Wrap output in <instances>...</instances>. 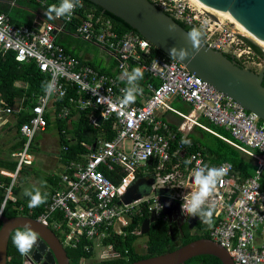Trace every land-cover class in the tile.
Instances as JSON below:
<instances>
[{"label":"built area","instance_id":"2783aa9c","mask_svg":"<svg viewBox=\"0 0 264 264\" xmlns=\"http://www.w3.org/2000/svg\"><path fill=\"white\" fill-rule=\"evenodd\" d=\"M38 1L43 6L60 3V0ZM148 1L175 22L189 27L203 25L205 44L232 56L243 68L254 66L256 72L262 69L264 53L263 56L256 55L240 32L204 19L202 11L186 0ZM79 8L71 17L52 22L37 15L31 26L16 25L8 15L0 14V56L12 52L17 62H35L39 71L56 84V91L50 98L43 90L28 109L29 116L20 124L19 133L24 145L13 155L20 169L7 188L0 215H3L8 199L13 196L17 175L24 166L35 163L31 146L37 134L48 126L47 114L54 120H64L72 112L88 111L93 126L99 127L98 118L102 117V124L110 122L116 137L114 141L99 139L95 148L86 145L90 153L84 161L67 164L50 202L36 219L56 233L65 249L79 250V246L86 243L84 251L89 255L94 251L100 261L118 258L114 246H107L106 242L115 236L125 237V227L134 218L145 216L147 209L150 213L155 210L157 220L167 222L162 213L163 198L177 202L183 213L182 197L196 191L192 169L207 164L226 168L225 175L208 201L215 205L213 217L217 214L210 240L229 252L233 264H264V190L261 187L264 122L210 87L183 65L160 55L154 56V46L139 34L122 36L103 15L89 10L81 17ZM66 25L75 26L72 34L77 39L97 46L115 58L117 75L95 70L69 54L56 37ZM123 66H128L129 70L140 67L150 79H147L144 91L136 96L135 101L122 108L119 100L121 89L126 84L118 77ZM91 89L97 90L99 95H94ZM71 91L76 94H69ZM100 97L106 99L97 103ZM62 98L65 103L60 106L53 104ZM171 99L191 108V113L172 108L168 104ZM15 109L8 107L3 112L12 114L24 110L22 105ZM162 114H172L185 124L174 131L170 123L161 117ZM203 120L225 130L230 137L211 129ZM197 129L213 134L251 159L256 167L254 175L243 180L231 163L215 164L208 159L201 146L189 153V149L195 148L190 136ZM60 134L67 137L65 130ZM67 141L70 140L67 138ZM189 159L191 163L186 164ZM106 173H116L121 178L119 185L115 186ZM145 176L153 177L154 182L149 186L142 184L132 188L136 179ZM161 191L169 193L162 194ZM128 193H142L143 196L125 203L123 199ZM184 216L190 217L186 213ZM141 227L133 233L140 235ZM22 264L35 263L25 253Z\"/></svg>","mask_w":264,"mask_h":264},{"label":"trees","instance_id":"16d2710c","mask_svg":"<svg viewBox=\"0 0 264 264\" xmlns=\"http://www.w3.org/2000/svg\"><path fill=\"white\" fill-rule=\"evenodd\" d=\"M6 4H0V14H6L10 18L11 22L16 25H27L31 26L37 14L39 17H42L44 20L48 22H52V20H47L45 16V11L48 6H43L38 0H2ZM54 1V0H51ZM9 2L13 3V6L10 5ZM89 10H94L98 14L103 15L104 18L110 20L113 24V27L117 33L120 35H126L130 33H136L133 31L128 25H126L123 21L114 17V15L106 12L101 7L89 2L88 0L83 1V7L79 8V14L81 17ZM33 12V13H32ZM34 18V19H33ZM181 28H185L189 31L192 27L180 24L176 22ZM78 24V22H76ZM64 32L67 34L74 33L75 26L74 25H66L63 28ZM138 34V33H137ZM57 42L65 45L61 40L57 38ZM205 42V38L204 41ZM247 45L254 51V53L258 56H263L260 49L257 48L252 43L246 41ZM66 48V47H65ZM67 51V49H66ZM68 52V51H67ZM69 53V52H68ZM153 55H160L162 58L168 60L163 54H161L156 48L153 47ZM232 61L234 58L232 56L226 55ZM15 54L10 52L7 54H1L0 56V107L8 108V107H20L30 108L33 106V102L35 99L42 94V82L49 81V77L45 74H42L37 68V64L35 62L30 63H20L15 59ZM77 58V57H76ZM237 62V61H236ZM239 63V62H238ZM240 64V63H239ZM241 65V64H240ZM243 68V66L241 65ZM95 70V67H92ZM100 70V69H99ZM101 71V70H100ZM103 72V71H102ZM105 73V72H104ZM148 78V75L145 73L144 78L141 79L145 81ZM148 80L146 82H148ZM17 83L24 84V87H17ZM264 83V82H263ZM144 88L145 83H140V87ZM264 86V84H263ZM126 87V86H125ZM69 94L75 95V91H71ZM22 100H24L22 102ZM66 100L64 98L60 100H55L53 104L60 106L61 103H65ZM189 108V107H188ZM192 111L191 108L188 109V114ZM80 116V122L77 124V130L74 132V137L70 141H67L66 136H62L61 147L63 154H65V162L69 163L71 161H81L82 157L84 158L90 152L86 148L87 146L95 148L99 139L104 138L105 141H114L116 134L111 131V123L105 122L101 127L93 126L90 119V112H72L68 119L58 120V130L61 132L65 130V123L69 122L75 116ZM26 118L29 114L25 115ZM24 118H22L18 123L20 124L24 122ZM50 115L47 114V119H49ZM165 120V119H164ZM167 121V120H166ZM183 122V121H181ZM180 122V123H181ZM204 124H207L208 127L215 130L221 135L226 137H230V134L225 130L217 128L214 124L207 122L205 120L202 121ZM18 127V128H19ZM170 127L172 130L176 131L179 127V124L170 123ZM66 134L67 133V130ZM68 136V135H67ZM195 144V148L189 149V153H192L201 146L202 150L208 157V159L212 160L215 164H221L224 162H229L233 165L234 169L243 180H246L254 175L256 172V167L254 162L245 156L242 152L237 150L236 148L230 146L220 138L210 134L202 129H197L194 134L190 136ZM21 147L24 145V139L22 138ZM74 140V141H72ZM71 142H74L71 144ZM68 150H64V149ZM17 167V166H15ZM106 177L115 185L118 186L121 182V178L116 175V173H106ZM264 175V174H263ZM16 184V183H15ZM14 184V186H15ZM11 186V180H7L5 186L2 185V190H0V209L6 198L7 188ZM13 186V190H14ZM261 187L264 190V176L261 181ZM12 190V192H13ZM14 194V193H13ZM50 202L49 201L43 206L38 208H30L28 204L23 203L19 200H14L13 196H11L7 204L5 206L3 216L6 218H15L18 216H27L33 219H38L41 213L44 210V207ZM23 208V209H22ZM22 209V210H21ZM150 210L147 209L145 216L141 218H134L132 223L125 227L127 230V235L125 237L115 236L112 240L106 242V245H113L116 253L119 254L118 258L108 259L107 261H93L95 257V253H91L90 255L84 251V247L86 243H82L79 246V250H69L66 249L68 253V257L70 260V264H131L135 261H139L141 259L150 258V257H158L163 256L168 253H172L176 251L180 247L187 246L195 241L199 240H210V232L213 227V224L216 222L213 217V223L211 225L206 224L198 235H191V233H185V237H180V232L177 231L172 226V240L169 233V224L161 219H158L156 222L151 224L150 231L147 237L146 243V254L141 255L138 253L136 248V243L140 237L144 235H136L133 233L135 230L139 229L142 225V222L145 218L150 216ZM1 227V223H0ZM25 254H21L17 247L13 244V240L11 239L9 249H8V262L7 264H22L23 258ZM186 264H221L219 259L212 257H201L194 259L192 261L187 262Z\"/></svg>","mask_w":264,"mask_h":264},{"label":"water","instance_id":"95a60500","mask_svg":"<svg viewBox=\"0 0 264 264\" xmlns=\"http://www.w3.org/2000/svg\"><path fill=\"white\" fill-rule=\"evenodd\" d=\"M101 7L115 18L123 21L133 31L148 40L154 48L171 61L183 65L195 76L209 84L210 87L226 96L233 102L264 122V68L255 73L242 68L241 65L229 59L223 52L202 43L200 52L195 59L180 61L170 57L172 47H185L191 52V45L186 42L187 30L181 28L168 15L153 6L148 0H88ZM207 6L221 10L240 24L254 39L264 44V0H200ZM1 2V1H0ZM214 21H218L213 13H208ZM176 26L175 31L169 32L168 25ZM254 44V43H252ZM256 46V45H255ZM258 48V46H256ZM103 118H98V126H102ZM153 177H139L132 188L146 183L151 185ZM193 182V179H192ZM194 183V182H193ZM147 192H144L146 194ZM160 193H169L161 191ZM148 194V193H147ZM143 196L142 193L124 197L125 203H130ZM163 215L167 217L169 233L172 240V224L179 226L185 223L186 217L181 213L179 204L163 198ZM200 221L198 217L190 216L191 228ZM155 210L142 222L141 235H148L151 224L156 222ZM0 264H7L8 249L14 235V229L30 225L38 233V240L26 254L35 264H70L68 253L59 241L56 233L37 220L18 216L6 218L0 215ZM181 233V230H180ZM201 257L217 258L221 264H233L229 252L211 240L195 241L180 247L172 253L141 259L131 264H186Z\"/></svg>","mask_w":264,"mask_h":264},{"label":"crops","instance_id":"0c3cea01","mask_svg":"<svg viewBox=\"0 0 264 264\" xmlns=\"http://www.w3.org/2000/svg\"><path fill=\"white\" fill-rule=\"evenodd\" d=\"M0 1V4H6L4 1ZM9 3L13 6L12 2ZM34 15L37 17V14ZM56 37L63 42L67 51L72 56L77 57L84 63L95 67L98 70L100 69L105 73L117 75L116 60L107 51L97 46L83 43L77 39L74 34H67L64 31L57 33ZM146 80L147 79H145V81L140 80L138 82L139 86L140 83L144 84ZM16 85L17 87H24V84L22 83H17ZM141 88L144 91L143 86ZM17 109L18 107H16L15 110ZM26 109L27 111H25ZM28 109L29 108L26 107L23 111L8 114L3 112V107H0V190H2V185L5 186L7 180H11L12 185V178L20 169L19 162L13 155L20 150L21 143L23 141L19 133L18 122L28 114ZM161 117L169 123L178 124L177 122L179 118L172 114H162ZM25 120L26 116L24 121ZM79 120L80 116L77 115L69 122L65 123V130H67V138L69 140L74 137V132L77 130V124L80 122ZM51 128H54V131H49ZM36 137L40 138V140H36ZM36 137L34 138L31 146V154L35 163L32 166H24L22 171L17 175V179L14 182L16 184L13 190V198L16 201L19 200L28 204L29 198L24 195V184L29 183L32 178L34 179L39 177L38 190L46 197V201L38 207H43L51 198L52 192L59 186L60 176L64 174L68 163L64 161L65 154H63L61 147L62 136L58 130V120H54V118L50 115L48 119V126L44 131L37 134ZM72 143L74 142H71V144ZM32 147L37 148L32 149ZM39 149L44 151L46 154L43 158H40L38 153H36ZM84 158L82 157L81 161L76 162H83ZM37 165H41L42 168L49 173H46V175L41 178V176L37 175ZM53 170L54 172H52ZM93 261L98 262L100 260L99 258L94 257Z\"/></svg>","mask_w":264,"mask_h":264},{"label":"clouds","instance_id":"9594fccd","mask_svg":"<svg viewBox=\"0 0 264 264\" xmlns=\"http://www.w3.org/2000/svg\"><path fill=\"white\" fill-rule=\"evenodd\" d=\"M83 7L82 0H60L58 5H51L45 11L47 20H58L62 17H71L76 8ZM176 26L168 25V31H175ZM2 38V37H0ZM205 38V31L203 25L201 27H192L186 34V42L191 45L192 51L188 48L172 47L169 50L170 57L180 61L195 59L200 52L201 45ZM144 78V72L140 67H132L130 70L128 66H123L122 71L118 77L121 82L126 84V87L121 89L122 96L119 100L120 106L126 107L135 101L136 96L142 93V88L139 86V81ZM42 88L46 97L56 91L55 81L42 82ZM92 90V89H91ZM94 95H99L97 90H92ZM104 97H100L97 103H100ZM103 115V113H102ZM185 143H187L185 141ZM186 164H190L191 160H186ZM226 168L224 166L215 167L207 164H201L192 169V179L196 187V191L190 195L182 197L183 203L181 205L182 212L188 216L199 217L200 222L211 225L213 223V215L215 205L209 203V198L213 195L221 178L225 175ZM25 197H28V207L34 208L45 203L46 197L41 194L38 189L25 190ZM13 244L17 247L21 254L29 252L38 240V233H36L30 225H25L23 228L14 229L12 237Z\"/></svg>","mask_w":264,"mask_h":264},{"label":"rangeland","instance_id":"374dc122","mask_svg":"<svg viewBox=\"0 0 264 264\" xmlns=\"http://www.w3.org/2000/svg\"><path fill=\"white\" fill-rule=\"evenodd\" d=\"M187 2H189L191 5H193L197 10H200V11H202L201 12V14L203 15V18L204 19H211V20H213L211 17H210V15L208 14V12H205L204 10H202L201 8H199L198 6H196L195 4H193V2L191 3V1L190 0H186ZM214 21V20H213ZM217 22V21H216ZM217 23H220V22H217ZM222 24V27L223 28H226V27H230V29L231 30H234V31H236V32H240L241 33V31H239V30H237V28L235 27V25H233L232 23H230L229 21H224L223 23H221ZM213 25V24H212ZM242 34V33H241ZM245 40H247V41H249L250 43H253V42H251L250 40H248V39H245ZM253 45H255V44H253ZM259 48V47H258ZM260 49V48H259ZM260 51H261V53H264V51L262 50V49H260ZM264 55V54H263ZM249 68H253L254 69V66H249L248 67V70H249ZM247 69V68H246ZM256 70V69H255ZM253 71V72H256V71ZM259 71V70H258ZM261 72V71H260ZM168 104L172 107V108H174V109H176V110H178V111H180V112H184V113H186V114H188L189 112H188V107L185 105V104H183V103H181V102H177L175 99H171L169 102H168ZM181 120L180 119H178V124H179V127L181 126V124H185V122H181ZM188 126L189 127H191V124H188ZM51 130H53L54 131V128H51V129H49V131H51ZM40 140V138H38V137H36V140ZM36 149L37 147H32V149ZM36 153H38V155H39V157L40 158H43V156L44 155H46L45 153H44V151H42L41 149H39V150H37V152ZM36 171L38 172V174L37 175H39V176H41V178H42V176H45L46 175V173H49V172H46L45 171V169L44 168H42V166L41 165H37V168H36ZM52 172H54V170L52 171ZM264 176V175H263ZM39 177H36V178H32L31 179V181L29 182V183H27V184H24V187H23V190H35V189H38V187H39V184H38V181H39ZM18 186H19V184H18ZM196 232H197V235H198V233H200L201 231H202V229L200 228L199 230H195ZM146 243H147V237L146 236H142V237H140L139 238V240L137 241V243H136V248H137V251H138V253L139 254H141V255H145L146 254Z\"/></svg>","mask_w":264,"mask_h":264},{"label":"bare ground","instance_id":"6f19581e","mask_svg":"<svg viewBox=\"0 0 264 264\" xmlns=\"http://www.w3.org/2000/svg\"><path fill=\"white\" fill-rule=\"evenodd\" d=\"M191 3L193 2V4H195L196 6H198L199 8H201L202 10H204L205 12L208 13H213L215 15V17L218 19L217 22L223 23L224 21H229L230 23H232L233 25H235V27L237 28V30L241 31V35H243L245 37V39L250 40L251 42H253L256 46H258L260 49H262L264 51V44L257 41L256 39H254L251 35H249L243 27L240 26L239 23H237L234 19H232L231 17H229L228 14H226L225 12L221 11V10H216L213 9L209 6H207L206 4L202 3L200 0H190Z\"/></svg>","mask_w":264,"mask_h":264},{"label":"flooded vegetation","instance_id":"af4514ba","mask_svg":"<svg viewBox=\"0 0 264 264\" xmlns=\"http://www.w3.org/2000/svg\"><path fill=\"white\" fill-rule=\"evenodd\" d=\"M247 41V40H246ZM249 42V41H248ZM264 68V59H263V66H262V69ZM261 69V70H262ZM250 71H254L253 68H249ZM260 70V71H261ZM255 73H260V72H255ZM146 184V183H144ZM190 217L186 218V221L185 223L181 224L180 226V230H181V233H180V237H185V233H191V235H197V232L195 230H199L200 228L203 229L205 227V223H202L200 222L199 220L197 221V223L191 228V224L194 222L192 221L191 223L188 221ZM199 218V217H198ZM195 223V222H194ZM172 226L180 232L179 230V226L177 223H173Z\"/></svg>","mask_w":264,"mask_h":264}]
</instances>
